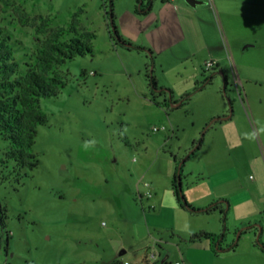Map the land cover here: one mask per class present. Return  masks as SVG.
Segmentation results:
<instances>
[{"label": "rangeland", "instance_id": "1", "mask_svg": "<svg viewBox=\"0 0 264 264\" xmlns=\"http://www.w3.org/2000/svg\"><path fill=\"white\" fill-rule=\"evenodd\" d=\"M199 1L204 3L197 9L209 50L193 57L187 48L152 55L116 44L109 0H0V25L23 62L50 32L68 27L80 10L81 30L96 35L93 54L58 69L66 83L60 94L41 99L48 124L39 128L34 146L37 167L4 163L10 144L0 137V212L7 214L6 227L0 220V264H134L145 263L152 254L159 264H264L259 231L247 229L257 225L264 246L259 171L262 162L264 170V134L262 142L243 136L238 140L243 149L230 153L215 141L218 116L246 115L239 97L243 85L236 84L234 73L241 58L249 63L259 59L254 55L259 47L243 49L256 44L252 40L260 34L264 0ZM113 2L119 30L121 17L136 9L137 0ZM224 13L234 15L230 26ZM44 19L50 27L38 34ZM221 43L227 88L216 70L204 66ZM199 64L201 75L194 73ZM151 71L165 95L153 93L147 79ZM204 85L181 105L183 96ZM201 139V148L190 156ZM218 154H232L241 165L240 181L231 193L235 197L223 206L228 211L226 228L220 211L195 214L182 209L172 186L180 168L182 191L190 203L192 192H199L196 185L203 178L210 181V164ZM200 232H226L221 248L240 238L238 247L216 254L217 246L199 251L191 246V237ZM122 251L126 253L121 256Z\"/></svg>", "mask_w": 264, "mask_h": 264}, {"label": "trees", "instance_id": "2", "mask_svg": "<svg viewBox=\"0 0 264 264\" xmlns=\"http://www.w3.org/2000/svg\"><path fill=\"white\" fill-rule=\"evenodd\" d=\"M109 1L111 8L109 15L114 29L113 40L115 43L128 50L146 51L147 49L143 47L129 44L120 35L116 26L114 2L113 0ZM153 2L154 0H148L145 6L142 0H137L136 12L139 15H147L152 10ZM81 13L82 10L73 14L72 21L68 27H60L50 32L45 39L41 40L36 51L24 62L17 59V50L12 42V37L0 25V137H3L10 144L4 163L14 162L16 168L19 169L37 167L38 157L33 152L34 146L39 134V128L48 124V118L41 108V99L57 97L61 90L65 88L66 83L58 73L60 67L77 57H85L94 52L93 41L96 35L81 30ZM49 27L50 20L44 19L41 25L37 27L36 32L43 34ZM147 79L153 93L166 94L167 91L159 87L154 71L147 74ZM213 79L214 77L212 76L210 79L205 80L207 82L206 85L210 84ZM227 86L228 81H226L225 87L227 88ZM204 88L205 85L202 87L196 86L192 93L182 97L181 105L187 103L194 93ZM155 99L156 96L154 95V102ZM177 103L176 101L173 102V104ZM230 104L232 105V102ZM215 122L218 123V121ZM202 142L203 139H201L200 144L190 156L201 148ZM188 159L189 157L183 164ZM180 182L182 183L181 169L177 168L172 186L180 207L195 214H211L220 211L223 215L224 227L226 228L228 211L223 206L224 203L229 206V201L221 200L204 209H197L187 202L183 191L179 188ZM0 220L1 225L6 227V210L0 212ZM247 229H257L259 231L257 242L260 245V249L264 251V246L260 244L262 230L257 225H250ZM225 234L226 232L222 236H217L209 232H200L192 234L191 242L210 241L212 249L217 246V249L213 250L215 254L235 250L238 247L240 238L226 250L221 248V241L225 238ZM112 264H124V262L115 260Z\"/></svg>", "mask_w": 264, "mask_h": 264}, {"label": "crops", "instance_id": "3", "mask_svg": "<svg viewBox=\"0 0 264 264\" xmlns=\"http://www.w3.org/2000/svg\"><path fill=\"white\" fill-rule=\"evenodd\" d=\"M157 3L158 0H154L152 10L147 15H139L135 9L129 10L122 17L120 16L122 23L119 25V31L128 43L143 47L152 55H162L174 49L185 51L187 48L189 51L186 52L195 57L201 54L203 49L208 48L209 50L204 29L200 26L197 7H191L186 0H162L159 5ZM224 15L230 26L234 15L230 13H224ZM237 17L241 21L247 20L245 16ZM259 21L261 25L259 37L252 40L256 43L253 44L252 48L259 47L258 53L254 54L259 56V59L249 63L241 58L234 73L237 80L236 84L243 85V93L239 92V97L242 98L246 115L243 114L241 119H236L234 115H231L227 121H218L216 127L218 136L215 141L219 140L220 148L227 149L229 153L239 148L243 149L239 145L240 142L238 140L243 139L246 133H256V136L260 137L261 142L263 141V134L258 132V128L264 125V94L261 91L264 83V19ZM226 42L227 44H224V48L230 44L228 36H226ZM209 54L211 55L210 60L205 61L204 66L208 62H214V70H216L218 78L224 80L225 83L226 81L229 82L222 43L219 44L218 51H211ZM201 65L194 67L195 74H203L200 71ZM222 73H225L226 77ZM252 86H255V88ZM246 105L249 106L251 115L248 114ZM258 159L262 162L260 158ZM210 169V181L207 182L206 178H203L196 185V190L199 192H192V196L189 199L190 203L196 205L195 207L198 209H204L221 200L230 202L231 197H233L232 200L235 197L231 196V193L236 192L233 186L236 187V184L240 181V174L238 175V173L241 170V165L237 163L232 154L228 156L215 155L210 164ZM259 171L263 173L264 183L263 162L262 167L259 166ZM257 187L260 190L259 184H257ZM260 198H264V190L260 191ZM224 205L226 204L224 203ZM191 246L199 251H212L211 242L207 240L193 242Z\"/></svg>", "mask_w": 264, "mask_h": 264}, {"label": "built area", "instance_id": "4", "mask_svg": "<svg viewBox=\"0 0 264 264\" xmlns=\"http://www.w3.org/2000/svg\"><path fill=\"white\" fill-rule=\"evenodd\" d=\"M205 66H206V69H207L208 71H210V70H212L213 68H215V63H214V62H208ZM154 131H155V132H159V131H161V129L154 128ZM147 186H148V185H147ZM148 195L151 196V194H149V193H148ZM151 260H152V261H157V262H159V259H158L157 255H156V254H152V255L150 256V259L146 260L145 263H134V264H148V263L151 262ZM124 264H133V263H130V262H124ZM163 264H184V262H182V261L168 262V261L165 260V261H163Z\"/></svg>", "mask_w": 264, "mask_h": 264}, {"label": "water", "instance_id": "5", "mask_svg": "<svg viewBox=\"0 0 264 264\" xmlns=\"http://www.w3.org/2000/svg\"><path fill=\"white\" fill-rule=\"evenodd\" d=\"M144 1L145 0H142V3L143 4H144ZM186 2H187L188 5H190L191 7H194V8H196L199 5H203L204 4L203 2H201L199 0H186ZM251 47H253V45L248 44V45H246L244 47V49H248V48H251ZM222 75L226 77L225 73H222ZM230 116L224 117V118H218L215 121H227L230 118ZM179 188H180V190H182V184H181V182L179 183ZM125 253H126V251H122L121 256L124 255Z\"/></svg>", "mask_w": 264, "mask_h": 264}, {"label": "clouds", "instance_id": "6", "mask_svg": "<svg viewBox=\"0 0 264 264\" xmlns=\"http://www.w3.org/2000/svg\"><path fill=\"white\" fill-rule=\"evenodd\" d=\"M258 132L261 133V134H264V125H261L258 128ZM245 138H247L249 140H255L256 139V133H251V134L246 133L245 134Z\"/></svg>", "mask_w": 264, "mask_h": 264}]
</instances>
